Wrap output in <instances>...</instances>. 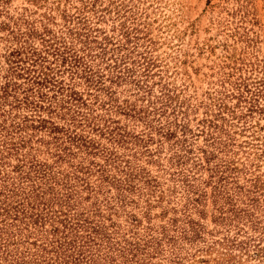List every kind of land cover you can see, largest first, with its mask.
Segmentation results:
<instances>
[{
  "label": "trees",
  "instance_id": "1",
  "mask_svg": "<svg viewBox=\"0 0 264 264\" xmlns=\"http://www.w3.org/2000/svg\"><path fill=\"white\" fill-rule=\"evenodd\" d=\"M49 34L46 28L41 33L32 32L29 36L40 39L41 47L30 46L28 65L22 67L17 61L3 77L5 82L0 83L2 123L11 121L13 111L28 114L21 123L8 126L10 134L0 144L2 159H16L12 166L14 183L8 184L7 173L0 177V264H264L263 221L253 215L257 206L254 204L258 202L249 198L250 191L241 193L238 186L234 195L225 191L224 174L234 169L224 164L221 157L230 146V139L221 136L227 133L220 125L228 124L223 115L231 116L230 120H245V107L240 104L249 105L246 111L252 113L256 102L252 96L258 95L252 94L242 82L233 84L223 97L215 99L220 101L216 113L209 110L213 115L208 118L207 114L197 123V133L204 136L205 143L197 149L202 155L195 156V160L190 157L192 148L186 145L185 136L190 131L182 120L184 113L171 106L172 100L164 90L159 91L161 96L146 99L144 112L135 104L124 102L123 107L110 100L114 104L109 106L116 108V114L139 123L142 130L141 134H134L119 133L120 129L109 126L105 130L91 129L95 136L107 139L110 144L107 148L89 137V131L86 135L69 131L76 126L70 124L71 119L63 117L70 113L71 106L88 108L86 114H89L87 103L81 102L82 93L89 94L90 89L107 91L108 100L113 96L110 87L106 90L100 82H93L83 60L84 53H70L66 46L63 50L54 47L47 38ZM142 68H137L138 74L130 68L120 69L116 75L111 73L108 81L120 87L132 83L135 96H143L142 100L138 99L143 103L144 96L151 92L145 83L152 78ZM68 72L71 78H77L75 83L65 82L63 75ZM19 79H24L26 88L15 82ZM247 94L251 96L248 98ZM230 100H235L237 106L229 107ZM100 108L109 114L104 105ZM169 109L173 117L167 114ZM43 112L62 120L67 130L57 122L47 121L41 116ZM155 116L164 118V122L154 124ZM88 120L85 115L83 121ZM28 130L44 133L48 140L38 138L36 148L29 146L33 135H28ZM21 132L23 135L19 136ZM154 143L160 148L169 145L171 150L166 160L171 183L158 194L162 185L135 163L140 157L147 164L155 163L156 148H151ZM40 146L50 156V164L37 158ZM204 171L209 174L208 181L202 178ZM207 186L212 189V204L217 213L212 217L214 228L210 231L200 220L192 218L194 213L203 219L201 207ZM143 190L146 210L166 201V191L169 196L180 193V209L171 210L173 214L180 212L181 216L168 219L157 229L148 225L144 234H139L132 232L139 224L138 219L125 213L128 218L124 222L129 224L126 228L121 226L117 218L123 211V202ZM82 193L86 196L82 197ZM235 197L247 199L250 208L237 210ZM83 202H90L89 206ZM145 219L150 220L149 212ZM157 259L160 262L154 263Z\"/></svg>",
  "mask_w": 264,
  "mask_h": 264
},
{
  "label": "rangeland",
  "instance_id": "2",
  "mask_svg": "<svg viewBox=\"0 0 264 264\" xmlns=\"http://www.w3.org/2000/svg\"><path fill=\"white\" fill-rule=\"evenodd\" d=\"M44 28L50 31L47 38L54 47L63 50L66 46L70 53H84L83 60L89 67V74L93 75V82H100L106 90L110 87L113 96L108 97V100L107 91L90 89L89 94L82 93L81 102L87 103L89 114H86L88 108L83 109L79 105L81 108L71 106L70 113L63 117L71 119L70 124L76 126V129L71 127L69 131L75 130L80 135H86L89 131V137L107 148L110 147L107 139L99 138L98 134L95 136L91 129L105 130L109 126L111 129H120L119 133L134 134H141L142 130L139 123L125 119L121 113L116 114V108L109 106V103L123 107L124 102L132 106L135 104L137 109L141 108L144 112L148 104L146 99L149 96L152 99V95L161 96L159 91L162 89L171 98V106L184 113L182 120L190 131L185 136L186 145L192 148L190 157L195 160V156L202 155L197 149L203 148L205 143L204 136L197 133V123L205 119L207 114L208 118L213 115L209 110L216 113L220 101L215 99L223 97L233 84L244 82L248 90L258 96H252L256 99L252 113L246 111L249 105L240 104L245 107V120H230L231 116L223 115L228 124L220 125L227 133L221 136L230 139V146L221 157L224 164L228 163L234 169L228 168L223 184L226 185L225 191L231 195L236 194V186L240 187L241 193L250 191L249 198H255L258 202L254 204L257 206L253 215L258 221H263L264 226V0H0L1 84L5 82L3 77L14 63L19 61L22 67L28 65L29 47L40 48L42 45L40 39L29 35L35 31L41 33ZM79 41L86 43L81 45ZM139 66L141 70L144 67L152 78L145 83L151 92L144 96L143 103V96H135L132 83L120 87L108 81L111 73L116 75L124 68H130L138 74ZM63 77L66 83L77 81V78H71L69 72ZM15 82L26 88L24 79ZM76 90L82 92L78 87ZM48 94L49 97L52 95L51 92ZM247 96L249 98L251 95ZM102 105L109 110L108 115L105 110H100ZM227 105L237 106V103L230 100ZM167 114L173 117L171 109ZM25 115L28 114L21 110L13 111L11 121L7 120L5 125L0 117V144L10 134L8 126L21 123ZM85 115L88 122L83 121ZM41 116L47 121L59 123L60 128L67 130L68 126L59 118L50 117L46 112L41 113ZM155 119L157 121L154 124L164 122L162 117L155 116ZM78 124H82V127ZM26 133L33 135L29 146L34 148L37 147L35 141L38 138L48 140L44 133L38 131L34 133L28 130ZM11 135L14 136V133ZM151 148H156L154 164H147L144 157L138 158L135 163L142 165L162 185L158 188V194L171 183L166 162L171 150L166 144L160 148L154 143ZM27 150L28 147L25 152ZM39 150L37 158L50 164L52 160L44 147L40 146ZM3 162L5 165H2ZM15 164L14 157L2 159L0 153V177L7 173L9 185L14 183L12 166ZM202 178L208 181V172L204 171ZM204 191L206 197L201 207L203 219L194 213L192 218L200 220L210 231L214 228L212 217L217 213L212 204L211 187L207 186ZM142 192L144 190L123 202L124 212H119L117 218L121 226L126 228L129 224L124 222L128 218L125 213L136 216L139 224L132 232L139 234H144V228L148 225L157 229L168 219L181 216L180 212L173 214L171 210L180 209V193L169 196L166 191V201L159 207L146 210V196ZM81 195L86 196L83 193ZM234 201L237 210L250 208L247 206L249 201L243 197H235ZM89 203L83 202L85 206H89ZM150 203L157 206L153 201ZM165 210L167 212L162 216ZM147 212L149 221L145 219Z\"/></svg>",
  "mask_w": 264,
  "mask_h": 264
}]
</instances>
